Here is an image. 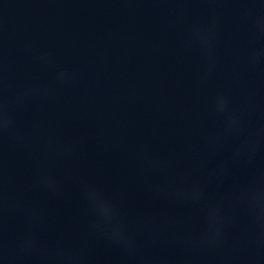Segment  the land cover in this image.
<instances>
[{
  "label": "water",
  "instance_id": "water-1",
  "mask_svg": "<svg viewBox=\"0 0 264 264\" xmlns=\"http://www.w3.org/2000/svg\"><path fill=\"white\" fill-rule=\"evenodd\" d=\"M0 112V264H264L261 0H0Z\"/></svg>",
  "mask_w": 264,
  "mask_h": 264
},
{
  "label": "clouds",
  "instance_id": "clouds-1",
  "mask_svg": "<svg viewBox=\"0 0 264 264\" xmlns=\"http://www.w3.org/2000/svg\"><path fill=\"white\" fill-rule=\"evenodd\" d=\"M261 3L264 4V0H261ZM59 75L61 77H63L65 75V73L61 72ZM226 104H227V101L223 96L217 97L216 104H215L216 111L217 112H224L225 108H226ZM230 120H231V122H233L237 125V121L235 119L230 118ZM8 124H9V120L7 118H5V116L3 115L2 112H0V128L6 127ZM89 195L92 197L94 195V193L90 192ZM94 201H95V205L99 211L107 210L110 213L112 212L111 207L109 205H107V203L105 201H103L102 199L97 198V199H94ZM115 235L118 237L119 233H116ZM31 243H32L31 241L27 242L29 247L31 246Z\"/></svg>",
  "mask_w": 264,
  "mask_h": 264
}]
</instances>
